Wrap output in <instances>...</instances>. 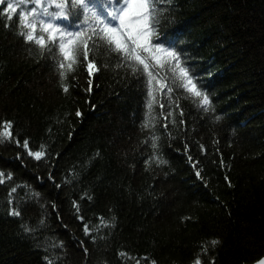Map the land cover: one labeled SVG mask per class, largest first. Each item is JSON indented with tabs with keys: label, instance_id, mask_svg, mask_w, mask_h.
I'll use <instances>...</instances> for the list:
<instances>
[{
	"label": "trees",
	"instance_id": "obj_1",
	"mask_svg": "<svg viewBox=\"0 0 264 264\" xmlns=\"http://www.w3.org/2000/svg\"><path fill=\"white\" fill-rule=\"evenodd\" d=\"M22 23L0 13V125L11 121L14 138L0 143V264L264 256V0H172L161 36L176 44L213 111L178 72L133 75L95 37L89 59L99 72L89 76L83 57L60 69L42 25L46 48L20 35ZM63 23L74 30L82 20ZM41 146L40 161L28 155Z\"/></svg>",
	"mask_w": 264,
	"mask_h": 264
},
{
	"label": "snow or ice",
	"instance_id": "obj_2",
	"mask_svg": "<svg viewBox=\"0 0 264 264\" xmlns=\"http://www.w3.org/2000/svg\"><path fill=\"white\" fill-rule=\"evenodd\" d=\"M171 3L172 0H101L99 4L94 0H16L15 3L13 0H0V6H2L0 13H3L8 21H11L14 16H19L23 21L22 28L28 30L27 32L21 31L20 35L24 36L28 42H35L41 48H46L48 41L45 40L44 35L37 36L38 26L42 25L39 31L48 34L53 42L51 47L62 56L59 62L60 69H73L78 59L83 57L87 62L89 76L99 72L100 68L97 67L95 60L89 59V48L90 45L96 48V40H103L111 51L123 57L125 63L132 69L133 75L146 74V77L151 79L154 70L163 69L166 66L178 72L184 82V87L200 99L201 106L213 111L212 100L207 92L201 90L202 86L198 87L195 83L196 78L181 58L176 44L169 42L166 36H161V24L170 11ZM73 15L82 20V23L74 30L63 23ZM64 60L67 64L63 62ZM63 90L67 93L69 88L64 86ZM76 115L82 116V113L77 111ZM181 115H183L182 111ZM217 119L219 120L220 117ZM0 127L3 128V131H0V143H3L5 139H14L11 121H4ZM14 142L17 145L20 144L18 139ZM23 147L28 149L27 140L23 142ZM43 147L41 146V151L35 152L29 149L28 155L40 161L45 156ZM200 147L203 148V145ZM204 151L207 154V150L204 149ZM188 159L191 161L192 157L189 156ZM160 163H167V161H160ZM4 175L0 171V184L4 183ZM196 175L200 176V172L197 171ZM15 191L16 188H12L9 195ZM79 207V204L74 202L77 213H79ZM8 214L14 217L20 216V212L15 208H11ZM79 219L83 221L84 217L79 216ZM100 219L103 221V217ZM105 226L109 225L105 223ZM25 230L32 231L30 228H25ZM83 231L85 235L91 236L92 234L87 223L83 224ZM211 243L215 245L218 242L213 240ZM62 246L61 242L60 247ZM84 251L87 252V249L85 248ZM119 255L128 256L126 252H120ZM48 264L52 262L49 261ZM152 264H156V261L153 260ZM194 264H202V262L197 259ZM258 264H264V259L259 260Z\"/></svg>",
	"mask_w": 264,
	"mask_h": 264
},
{
	"label": "water",
	"instance_id": "obj_3",
	"mask_svg": "<svg viewBox=\"0 0 264 264\" xmlns=\"http://www.w3.org/2000/svg\"><path fill=\"white\" fill-rule=\"evenodd\" d=\"M261 259H264V256H263ZM261 259H260V260H261ZM258 261H259V260H258ZM258 261H256V262H255V263H253V264H258Z\"/></svg>",
	"mask_w": 264,
	"mask_h": 264
},
{
	"label": "bare ground",
	"instance_id": "obj_4",
	"mask_svg": "<svg viewBox=\"0 0 264 264\" xmlns=\"http://www.w3.org/2000/svg\"><path fill=\"white\" fill-rule=\"evenodd\" d=\"M197 78L201 81V79H200V77L199 76H197Z\"/></svg>",
	"mask_w": 264,
	"mask_h": 264
}]
</instances>
